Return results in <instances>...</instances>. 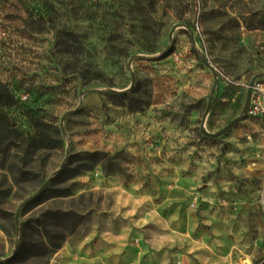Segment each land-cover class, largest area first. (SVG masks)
<instances>
[{"label": "rangeland", "instance_id": "1", "mask_svg": "<svg viewBox=\"0 0 264 264\" xmlns=\"http://www.w3.org/2000/svg\"><path fill=\"white\" fill-rule=\"evenodd\" d=\"M63 1L37 23L31 0H0V110L61 142L0 157V262L25 225L11 264H264V138L244 87L264 82V0ZM95 151L106 172L70 179L72 164L51 185Z\"/></svg>", "mask_w": 264, "mask_h": 264}, {"label": "trees", "instance_id": "2", "mask_svg": "<svg viewBox=\"0 0 264 264\" xmlns=\"http://www.w3.org/2000/svg\"><path fill=\"white\" fill-rule=\"evenodd\" d=\"M62 0H31L29 5H23L24 12L26 13L27 17L30 19H33L35 16L38 17L37 23H40L44 21L45 18L49 20V22H53L55 17L58 15V12L56 10V6H62L64 3ZM75 12V11H74ZM66 36L68 37V40H66V47L69 48L68 50L74 49L73 56H81L83 54L82 48L75 47L76 41V35L73 33H66ZM73 45V46H72ZM71 52V51H68ZM123 97L127 95H122ZM20 106H23V104H20ZM26 112H30L31 109H24ZM138 110V109H136ZM30 114V113H29ZM6 134V135H5ZM56 143L54 145L51 144V141H46V139L37 133V136L23 138L20 133H18L14 128H12L7 122L5 118L4 111L0 110V157L6 158L7 155L10 153L12 148H22V145L27 144V148H33V149H45V150H55L60 147L61 142L58 140H55ZM46 142V145L44 144ZM39 143V145H37ZM113 162V157L108 155L107 153L103 152H84L80 154L73 155L71 159L67 162L64 170L57 175L51 182V185L54 184L62 174L70 171V165L77 164L75 169L72 171V174L70 175V179L74 178L76 176H79L82 173L90 172L92 171L96 166L100 165L104 172H106V165H110ZM48 189H45V191L41 192L36 198L32 200V202L28 203L25 208H28L33 203H36L40 200L45 194V192ZM53 198H58L65 196L69 193L67 189H55L52 192ZM63 218H72L74 217V213H58ZM20 232L19 239L21 240L20 245L17 249V252L13 256L12 259L7 260L6 262H0V264H11L16 261H18L24 251L27 248L26 243V227L25 225L22 226ZM42 230L44 232L42 237V242H40L39 246L42 247L44 250L47 251L50 250V252H55L58 250L61 246L62 241L64 240V236L62 235L60 237V241H56L54 237V233L49 230L45 222L41 225ZM38 246V245H35Z\"/></svg>", "mask_w": 264, "mask_h": 264}, {"label": "built area", "instance_id": "3", "mask_svg": "<svg viewBox=\"0 0 264 264\" xmlns=\"http://www.w3.org/2000/svg\"><path fill=\"white\" fill-rule=\"evenodd\" d=\"M215 77L217 80L225 79L230 82L219 70L215 71ZM250 84L243 85L246 95L248 90L250 91L248 101L245 100L246 114L249 117L260 119L262 122V136L264 138V82L254 81ZM235 85L238 86V84Z\"/></svg>", "mask_w": 264, "mask_h": 264}, {"label": "water", "instance_id": "4", "mask_svg": "<svg viewBox=\"0 0 264 264\" xmlns=\"http://www.w3.org/2000/svg\"><path fill=\"white\" fill-rule=\"evenodd\" d=\"M251 84H252V83H251ZM251 84H250V85H251ZM249 93H250V91L248 90L247 95H246V101H248ZM56 175H57V172L53 173V175H52L51 178L55 177ZM49 180H50V179H49ZM49 180L47 181V183H46L41 189H39V191L36 193V195H34V197H32L31 199L25 201V202L23 203V205L27 204L28 202H30L31 200H33L34 198H36L39 194H41V192L43 191L44 187L48 184ZM23 205H22V206H23Z\"/></svg>", "mask_w": 264, "mask_h": 264}, {"label": "crops", "instance_id": "5", "mask_svg": "<svg viewBox=\"0 0 264 264\" xmlns=\"http://www.w3.org/2000/svg\"><path fill=\"white\" fill-rule=\"evenodd\" d=\"M256 119H258V118H256ZM260 120V119H259Z\"/></svg>", "mask_w": 264, "mask_h": 264}]
</instances>
